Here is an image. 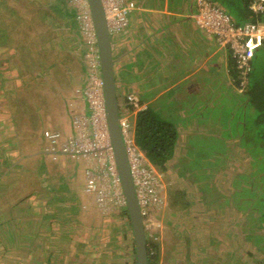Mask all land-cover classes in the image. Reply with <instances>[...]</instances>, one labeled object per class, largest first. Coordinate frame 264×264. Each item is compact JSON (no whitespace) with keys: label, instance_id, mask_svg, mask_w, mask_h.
Masks as SVG:
<instances>
[{"label":"rangeland","instance_id":"rangeland-1","mask_svg":"<svg viewBox=\"0 0 264 264\" xmlns=\"http://www.w3.org/2000/svg\"><path fill=\"white\" fill-rule=\"evenodd\" d=\"M78 1L81 4V7L83 8L82 0H69V2L73 4H77ZM182 1L187 2L189 0H173L174 3L175 2L182 3ZM44 6L46 7V3L44 4ZM48 9L49 11H47V13L48 12L49 13L45 16H47V18H50V20L48 19L49 22L53 23L56 20L55 22L59 24L58 18L55 17V15H53V12L51 11L52 8H48ZM79 12H81V10ZM23 15L25 17V20L26 19L31 20L27 12H24ZM78 18L81 21V26H83L84 24L79 14H78ZM39 26L41 28V32L39 31L38 34H42L41 35L42 39L40 38V41H39L40 44H38L37 49L40 50L39 51L40 56L41 57L44 56L43 58L45 62L43 65H41V68H40L42 70L41 72H44V74L43 76H40V74H38L36 80L37 82H40L41 80L43 83L40 84L37 82H32L33 85L37 83V85L31 92L33 93L35 91L34 92L35 98H30V100H28L22 94V97H20V101L24 103L25 107L22 110L17 112V114H20L19 117H21V119L24 118V120L30 121L29 122L30 128L28 127V125H27V128L25 127L24 123H22L24 120L22 121L19 120L20 123L18 125L23 124V127L20 128V131H19L20 133L14 136V134H12V131L14 129L12 128L13 122H11V120H9V118L6 116L5 111L0 112V159L4 158L5 156L8 157L7 161H5L6 165L4 164V161L2 162L0 161V179H1L0 187L1 189H5V188L7 189L9 184H12L14 182L15 178L18 179L17 182H14V184L10 186L13 188L16 187L18 189L12 191L11 193L9 191H7L6 193V198L9 199L8 203L10 204L14 203V204L10 207V210H8L4 206H1L0 208V221L2 220L3 222L5 221L3 225L2 224L0 225V248L2 247L3 243L4 245H7L5 246L7 248L4 251L2 250L3 251L2 255L4 256L2 257L0 256V264H6V263L45 264L47 257H49V248H47L45 245L47 244V246L49 247L50 245L53 246L55 244L57 240V234L56 232H54V230L55 231L59 230L62 226V225H58L59 223L56 222L57 220L56 218H66L69 215V210H70L69 207L72 204L71 202H73L71 199L74 198L75 196V195L71 196L72 195L71 189L69 192L66 191L67 190L66 189L64 191H66L65 196L67 198L65 199V196H63L64 200L61 199L62 195L60 191H63V189L59 185L60 178H59L58 173L62 172L60 174H63V171L66 172V170H64L66 168L61 167L59 171H57V169L59 168H57L56 170L53 169L54 170L53 172H58L57 173L58 176L55 175L53 177V179H57L58 182L57 180H55L56 183L55 184L52 183L54 189L53 191L49 192L45 189L43 179L42 180L41 178L37 179L38 177L41 176V174L40 173L38 174L36 172V168L31 169V171H29V169L26 170V165L34 166L35 162H32V163L30 162V164H29V161L22 162L23 166L21 167V169H23L26 172H24L22 175L19 176L18 168L16 167L18 164L14 160L15 158L17 159L19 158L16 157L17 153H15V156H13L14 151H17L18 153L31 152L35 146V143L33 144V142L37 141V144H38L39 141H43V142L45 141V138H43L39 134L40 132L37 131L39 128L40 129L47 128L45 132L48 131L50 133V132H54L51 129V127L54 128L56 125L63 124L62 117H64V123H66L65 121L69 119L66 117V114L67 112L69 113L70 111L71 113L72 111L67 110V108L65 107L66 106L65 104H64L65 106L64 105L61 106L62 104L61 102H64L66 104L69 103L71 108L75 107L79 110L83 109L82 105L80 107L77 106L78 102L82 103L83 100L82 98L80 99V96H78L79 94L78 88L73 80L78 77V74L80 72V70H78L79 64L76 63L75 61L76 57L74 56L75 51H76L75 45L78 39V34H72L70 32L65 31V28H66L65 25H63V29H61L62 31L61 34H59L60 32L59 28H61L59 26H58L59 28L56 25H52V26L48 25L49 28L45 24H41ZM127 26H128V23L124 27H127ZM52 27L54 28V31L57 28L56 33L53 31V29H51ZM123 28L121 30H123ZM121 30L117 31L116 33H119ZM84 34L85 36L89 35L87 33H84ZM113 37L115 40L116 35L112 36V38ZM27 38H30V37H26V39ZM52 39L54 40L52 41ZM70 45H74L75 49L68 50L67 46L69 47ZM53 46H58V48H60L61 50ZM93 49L94 48L92 47L91 51L86 52L87 57H88L87 59H89L90 63H92L90 73L92 72L93 68L95 67V64L97 63V55ZM156 49H159V47L157 46ZM19 56H20L21 63L24 64L26 67H28V69H32L34 53H31L29 49L24 48L23 50L19 52ZM157 62L159 63L158 59H157ZM37 70L34 69V71H37ZM7 73L8 75L3 76L4 79L0 81L1 83L0 86L2 87L10 84L11 80L9 76L13 75V69L10 72L8 71ZM56 75L59 76V78H57ZM49 77L50 79L52 77L53 79L52 81L54 82H50L48 80ZM68 79H71L72 81ZM44 86L45 87L49 86V89H50L48 92L49 96H47L45 99L52 96L54 99L53 107L56 110H53V109L46 110L47 108L41 105V102L43 100L37 88H42ZM86 89H84V93ZM85 98H86V95H85ZM238 98L237 96L232 94L230 90L226 89L225 91V88H223L222 96L218 98L215 106H213L211 110L209 107L206 106L207 107L205 109L206 114H204V112L203 114H198L200 113V107L198 103L194 104L195 106L193 108H191V106H193L191 104L188 107L183 106L184 113L182 116L178 115V117L176 118L177 123H184V124L187 123L186 118H188L190 115V113L188 112L190 110L194 111L193 113L198 111L197 113H195L196 115L198 114L195 121L200 127H202V130L198 132H192L190 136L184 137L186 139V143L184 144V146L181 144V148H179L180 152H178L179 155H176V159H175L176 161L174 160L172 163V167L175 170L184 171L186 174H188L187 175L188 177L191 176L190 179L196 180L197 182L195 185L197 186V189L200 190V193L203 192V194L206 197L207 196L209 197V195H211L213 198V195L215 194L213 193L214 188L212 184H215V186L218 188L217 194L219 196L218 200L215 201L216 203L214 204L213 202L209 206L206 205L205 200L201 199L202 195L200 193H199V196H200L199 202L198 203L196 202V203L201 209L208 206V210L212 209L213 211L215 207V216L218 215V218H221V219H217V227L219 229L218 231L219 238L221 237L224 239L228 238L231 241H237V243H239V241L242 239L241 233H239V228H238L241 224V217L238 215L237 207L235 203H232L231 205L232 208L230 209H226V207L223 208L221 205L222 203L219 200L221 199V196H222L224 198L223 199L224 201H230V199H226V198H230L231 196V199H233L234 202H236L235 200H237L239 197L238 190L242 187H234V185L232 187L230 178L236 172L235 170L239 166H243V164L236 163L237 165L234 164V167L229 168L227 170H222L219 173H214V175L210 176L209 178V173L211 172L209 168H212L211 166H213V164H216V163L220 164L222 161V151H226L229 149L228 145L226 144L227 142H224V140L227 138H231V137L233 138V136L236 135L235 134L236 128H233L232 129L233 131H230V132L221 131L222 132L221 135L219 133L216 136L206 135V133H204L205 132L204 129L208 127L209 128L214 127V126L217 128V126L220 124L218 120L220 118L219 115L224 114L223 112L227 110H229V112L231 113L230 123L234 122V120L236 121V117H238L237 110L240 106V101ZM161 99L163 100V98ZM59 107L61 111H59ZM38 109L41 110V115H42L41 122L38 120L39 118L36 116V112ZM207 109H209L211 113L207 112ZM42 111H44L45 116ZM251 113H252L251 110L248 111V115H251ZM81 116L82 114L76 113L73 115V118H72L73 126L76 131L75 137L78 136L79 131H83L81 132L82 135H84V133L89 134L92 132L91 125L88 124L87 123L88 121L86 122L84 119L85 116H82V117ZM57 117H59V119ZM78 117H79V120H77ZM76 121H78V123ZM66 124L69 126V128L72 127L71 123L67 122ZM219 131H220V126H219ZM251 131L252 133L254 132L253 130ZM59 138H64V135L60 133ZM48 140L50 141V139ZM200 140L202 143H204L203 146L199 144L198 141ZM50 144L52 147L49 146L47 147V149H50V148L54 149V147L58 145V143H53L51 141H50ZM182 149L184 150V152H182ZM99 153H100V156H94V154L88 153L83 156L81 154L80 157L74 156L73 158H71V163L74 162L75 167H78L80 170H82V173L86 172L87 170L86 177H84L86 178V181H87L88 173L90 171H93L98 174V178L101 179L103 186H104V188L102 187L103 198L101 200L97 199V195L94 192L91 194H88L86 198L83 199V202H81L82 204L84 203L85 205L81 204L82 205L81 210L72 216V218L75 217V218H78L79 220V223L77 224L76 228L72 227L75 230V233H74L75 236L72 233H70L71 236L73 237V242H70L72 246H75L76 242L77 243L82 242V239H80L78 236L76 237V234L78 235V233L83 231V229L86 228L91 221H94L93 224L96 223V226L92 227V231L91 230L86 231L85 235L86 237L88 235V238L86 240V243H84L86 244V247L83 250L84 254L81 253L79 255L78 253V256H77L76 254L73 253V251H71L70 253H67V256H66V258H74V260H80L82 259L81 255H85L86 253L87 258L85 257L86 259L84 260L83 264H113L112 258L108 254L110 253V251H114L113 247L111 249L110 248L111 246H110L109 248H105L104 250H102L103 241H107V237L102 235L101 238L97 240L94 238L96 235L94 233H98L99 231V228L97 227V225H100V224L106 225L107 223H110V222H107V219L109 216L107 215V212L110 211V209L113 207V204L115 203L118 204L117 200L114 197H112V194H113L112 184L110 183L109 177L107 174H105V171L103 168V161L105 162L104 154H106V152L104 150H101ZM258 153L261 154V157H259L260 158L259 164L261 166L262 165L264 166V151L258 152ZM8 167L10 168L6 170ZM72 167L74 168V166ZM69 169L70 171L74 170L71 167H69ZM240 170H244V168L241 167ZM25 173L26 175H24ZM34 174L36 175L34 176ZM207 175L209 179H207ZM214 179H216V181H214ZM49 181L51 182V179ZM183 181L187 182V179H184ZM261 182H264V178H262ZM3 183H5V185ZM255 185H258V184H255ZM82 187H84V184ZM195 189L196 187L194 188V190ZM231 189H232V192H231ZM188 192H191V190ZM25 194L26 196H24L23 197L24 199L21 201L20 200L21 196ZM89 195L94 197L95 201L98 203L97 205L99 206L103 214H100L98 212L95 213L91 208L86 209L85 207L87 205L86 203H89L91 201V197ZM188 195H192V194H188ZM260 195H263L262 197H264V191L260 193L259 196ZM16 196L17 198H14ZM252 196H253L252 198L253 200L257 197L256 194H253ZM41 197H43L45 200L44 202H42V206L45 209H43L42 207V210L39 207V202L37 203V201ZM76 202L78 203V201L74 199V203ZM91 205L92 204L90 203V205L88 204L87 206H91ZM221 209H222V213H221ZM7 211H9V214H8L9 216H5L6 213H8ZM206 216H209L208 220H211L213 214H211V211L209 210ZM202 217L203 215L201 216V218ZM53 219L54 220L56 219L55 220L56 223L52 221ZM51 221L53 223L54 230L53 228L50 227ZM124 221L125 223H123ZM124 221L123 219H120L117 217L115 218V225H117L119 229L120 228L122 229V227H125L126 219H124ZM153 221H154V224L152 223L150 226V229H147L148 235H150L149 233H152V230L161 228L160 221L158 220H153ZM206 221H207V217H206ZM213 225H215V223L214 224L212 223L211 225H207V224L205 225L206 230L204 229L205 232L203 231L204 232L203 237H205V239L206 237L210 236L209 233H212L211 231H207V230L212 229ZM106 227H107V230H109L108 226ZM18 229L20 231L18 232V234H15L16 233L15 231H17ZM57 232L59 234V231ZM13 234H15V236H13ZM196 235H198V239H200L201 243L202 241L203 242L207 241V240H201L203 239V237H201V234L199 232H196ZM210 238L213 240V236H211ZM218 244L219 243L217 241L216 242L213 241L212 244L209 243L208 244L210 247L209 250H212V249L215 250L216 248L219 249V247L217 246ZM230 244H231L230 242L226 241L224 245L221 244L220 246H223L224 248L228 249ZM128 245L130 247L131 243L130 241L126 239L121 242L122 255L121 257L118 258L117 262L115 261V264H131V258H128L127 256V253H128L127 246ZM176 249L178 250L182 248H176ZM197 249H198V245L193 244L191 247V251L195 252ZM219 251L220 249L217 250V252ZM221 251L223 252V250ZM216 253L212 254L213 258L209 257V254L207 253L208 255H204L201 257L199 256L200 259L198 260V258H196L197 257L196 255L192 256V258L194 259L192 258L188 259L186 255L185 257L184 255H182L183 252L182 253L177 252L174 257L167 258V259H169V262H172L174 264H223L224 261L228 259V258L224 259L223 254H222V257H219L221 259H217L215 258ZM244 258H249V256L244 253ZM162 259L163 261L160 260V264H164V262L167 261L165 260L166 258L164 259V257Z\"/></svg>","mask_w":264,"mask_h":264},{"label":"trees","instance_id":"trees-1","mask_svg":"<svg viewBox=\"0 0 264 264\" xmlns=\"http://www.w3.org/2000/svg\"><path fill=\"white\" fill-rule=\"evenodd\" d=\"M129 1H133L136 7L135 0ZM211 1L224 9L229 14L231 19L237 24L248 20H264V13H254L249 8V0ZM45 3L46 7L44 6ZM48 8H52L51 11L53 12V15L58 18L59 24L55 22L56 20L53 23L49 22L50 18H47V16H45L49 13H47V11H49ZM77 8L78 5L70 3L69 0H0V81L4 79L3 76L8 75V71L10 72L13 69V75L9 76L11 80L10 84L3 87L0 86V112L5 111L6 116L9 118V120H11V122H13L12 128L14 129L12 131V134H14V136L20 133V128L23 127L22 123H24L26 128L27 125L30 128V121L24 120V118L21 119V117H19L20 114H17L18 111L22 110L25 107L24 103L20 101V97H22L23 94L28 100H30V98H35V91L33 93L31 92L33 91L37 83H43L41 80L40 82H37L36 80L38 74H40V76H43L44 72H41L42 70L40 68L41 65H43L45 62L43 58L44 56L41 57L39 53L40 50L37 49L38 44H40V38L42 39V34H38L39 31L41 32V28L39 25L45 24L48 28V25H56L57 27L59 26L61 27H58L60 29L59 34L62 33L61 29H63V25H65V31L80 35L81 21L77 17L79 13L77 12ZM24 12H27L29 14L31 20H25V17L23 15ZM51 29H53L54 31L53 27ZM56 31L57 28L54 32L56 33ZM26 37L30 38L26 39ZM53 40L54 39H52V41ZM93 45L95 46L96 43L93 42ZM23 47L29 49L31 53H34L32 69H28V67L22 64L20 61L19 52L24 49ZM53 47L58 48V46ZM228 55L232 60L230 70L231 75L234 78L233 80L235 87L237 88L240 81V73L234 58L231 57L229 48ZM34 69L38 70L34 71ZM32 82L37 83L33 85ZM116 87L117 91L119 92L118 95L121 96L120 99L123 100L121 101V103H119L120 116H128L129 113L135 110V106L127 99L128 94L126 93L125 95H123L118 89L119 86ZM45 88L46 87L44 86L37 89L41 94L42 92H45ZM237 96L239 97L238 99L240 101V106L237 110L238 117H236V121L234 120V122L231 123V131H233V128H236L235 134H237L238 132L239 133L237 134L238 136H233V138H224V142L233 141L235 140V138H237L238 143L232 144L233 146L228 145L229 149L226 151H222V161L220 164H213V166H211L212 168H209V170L211 171L209 173V178L210 176H213L214 173H219L222 170H227L234 167V164L236 163L243 164V166L238 165L239 167L235 170L236 172L230 178L232 187L233 185L234 187H242L238 190V199L235 200L236 202H234V200L231 199L230 196V198H226L230 199V201H224V198L220 195L221 199L219 200L222 203V207H226V209L232 208V203H235L238 215L241 217V224L238 228L239 233H241L242 239L239 241V243H237V241H231L228 238H219L218 234L214 235V233H209V237H206V239L205 237H203V239H201L207 240L204 242L202 241L203 247H200L201 245H198V249L195 252L191 251V243L189 240H186L184 241L185 246L182 247L183 251L182 249H175V252H183L182 255H184V257L186 255L188 259L192 258L193 255H196V258H198L199 260L201 256L208 254L209 257L213 258L212 254L216 253L217 250L220 249V251L216 253L215 258L221 259L219 257H222L223 254L224 259L228 258L226 259L227 261L225 260L223 264H264V199H262L264 197H262L263 195L259 196V194L264 191V182H261L262 178H264V166H261L259 164V157H261V154L258 153L264 151V45H262L255 51L254 56L251 59V70L247 74V80L244 84L243 89L241 91L237 89ZM250 110L252 113L251 115H248V111ZM36 116L41 122L42 115L40 109L37 110ZM230 118L231 113H228L223 116L222 119L224 120L223 122H231ZM19 120H24L21 123L22 125H18L20 123ZM129 121L131 123L134 142L141 149L147 161L152 166H154L157 171L164 173L167 172L169 170V162L174 154V147L178 138V131L174 122L168 118L161 116L160 112L152 106H147L143 109L137 110L134 116H129ZM249 130H253L254 132L252 133V131L250 132ZM37 131H39V134L43 137L40 128ZM34 143L35 149L44 148L43 141H39L40 144H37V141L33 142V144ZM15 153L18 152L14 151V154ZM0 161H4L5 164L6 156L0 159ZM241 167H243L244 170H240ZM170 171L177 172V170L175 169H170ZM178 172L183 174L180 176H184V179H190L191 177H188V174H186L184 171ZM209 178L207 175V179ZM214 181H216V179H214ZM3 184L5 185V183ZM212 185L214 186V184ZM10 186L11 184H9L7 189H1L0 187V208L1 206H4L8 210H10V207L14 204L8 203L9 199L6 198V193L8 190H10ZM68 188V186L64 187L62 188L63 191H60L62 195L61 199H63V195L65 196L66 191H70V188L72 191L71 196H73L75 192L73 190L74 186H71L69 189ZM48 189L50 191L52 190V188ZM200 194L204 196L203 192H201ZM253 194H256L257 196L254 200L252 199ZM24 196L26 195L22 196V198L20 199L21 201L23 200ZM209 196L210 198L206 199L205 201L208 206L213 202L215 204V201H217L219 198V196L217 195H213V198L211 195ZM15 198H17V196ZM66 198L67 197L65 196V199ZM71 200L73 202H71L72 204L70 203L71 205L69 207V215L67 214L68 216L66 218H56L57 220L55 219L56 222L59 223L58 225H62L61 228L55 231L52 221H54V223L56 222L54 219L51 221L50 227L53 228L54 232H56L57 240L53 246L50 245L48 247L47 244L45 245L47 248H49V257H47L45 264H83L84 260L87 258L86 253L85 255H81L82 259L80 260H74V258H66L67 253H70L71 251H73V253L77 256L78 253L79 255L81 253L84 254L83 250L86 247V244L84 243H86V240L88 238V235L87 237L85 235L86 231H92V227L96 226V223L93 224L94 221H91L89 223L90 226L88 225L83 229V231L78 233V235L76 234V237L78 236L80 239H82V242H76L75 246H72L70 244V242H73V237L70 233L75 236V230L73 228H76L77 224L79 223L78 218H72V216L81 210L82 205H85L81 202L74 203V198H72ZM44 201V198L41 197L39 198L37 203H42ZM91 204V206H87V204L85 206L86 209H89L90 207L95 213L98 212L100 214H103V212L97 205V202L93 201L91 202ZM43 209L45 208L43 207ZM161 209V206H148L146 214L143 216L144 223L150 220H158ZM7 212L8 213H6L5 216H9V211ZM107 215H109L107 222L110 223H107L106 225H97L99 231L98 233H94L96 234L94 238L97 240L101 238L102 235L107 237V241H103L102 250H104L105 248H109L110 246L111 249L113 247L114 251H110V253H108L112 258L113 264H115V261L117 262L118 258L122 255L121 242L125 239L130 241V247L129 245L127 246V256L128 258H131V264H136L135 247L129 217L125 205L116 203L113 204V207L109 212H107ZM117 217L123 219V221L124 219H126L125 227H122V229H119V227L115 225V218ZM4 222L3 220L0 221V225H3ZM123 223H125V221ZM106 226H108L109 230H107ZM19 231V229L15 231V234H18ZM57 231H59V234ZM147 231L148 230L146 229L145 236L147 263L160 264L161 247L158 238L159 233L157 229H154L152 230V233H149L150 235H148ZM15 234H13V236H15ZM211 236H213V240L210 238ZM224 240L231 243L228 249L220 246L221 244L224 245V243L226 242ZM208 241L211 244L213 243V241H217L219 243L217 245L219 249L216 248L215 250H213L211 248L212 250H209L210 247L208 245ZM5 246L7 245H4L3 243L2 247L0 248L1 257L4 256L2 255V252L7 248ZM221 250H223V252ZM165 253L167 254L168 251H166ZM176 253L171 254V252H169L167 257L172 258L176 255ZM244 253L247 254L249 258H244ZM164 264L174 263L164 262Z\"/></svg>","mask_w":264,"mask_h":264},{"label":"crops","instance_id":"crops-1","mask_svg":"<svg viewBox=\"0 0 264 264\" xmlns=\"http://www.w3.org/2000/svg\"><path fill=\"white\" fill-rule=\"evenodd\" d=\"M135 1L136 7L128 14V26L124 27L119 33L111 34L115 79L116 86H119V91H121L123 95L126 93L128 95H133L138 104V107H136L133 112L129 113L128 116H134L137 110L152 106L160 112L161 116L172 120L178 131L174 154L169 162V170L165 173L160 172L163 182L162 190L164 193V203L161 205L162 209L160 210L161 212L158 218V221L161 222V228H158L157 231L159 233L158 238L161 247L160 260L163 261L162 258L164 257V259L166 258L165 260L169 262V259H167L169 258L167 257L168 253H176L175 249L184 247V241L186 240L190 241L191 246L193 244H201L203 247V242L201 243L200 239H198L199 234L196 235V232H199L201 237H203L206 224L211 225L215 223L212 229H208L207 231H211L214 235L218 234L217 219L221 218H218V215L215 216V207L213 211L209 209L213 216L211 220H208L209 216H206L209 211L208 206L201 209L197 205L200 199V192L197 186H195L197 181L187 179V182H184V176H180L183 174L178 171H170V169H174L172 163L176 159V155H179L178 152H180L179 148H181V144L184 146L186 143L184 137L190 136L192 132L202 130V127L195 121L198 114H203V112L206 114L205 109L207 107L211 110V108L215 106L218 98L222 96L223 88H225V91L226 89L230 90L235 96H237V88L234 84V78L231 75L230 66L232 60L228 55V47L220 45L212 34L199 27L194 21L193 13L195 11V0H189L187 2L182 1V3H174L173 0ZM80 28L81 32L76 41V49L74 45L67 46V49L76 50H74V56L76 57V63L79 64V66H77L80 72L78 77L73 80L78 88V96L83 100L82 103L78 102L77 106L80 107L82 105L83 109L71 108L69 103L66 104L61 102V106L65 104L66 106H64L67 110L72 111L71 113L70 111L69 113L67 112L66 117L69 119L65 121L66 123H71L72 127L69 128V126L64 123V117H62L63 124L56 125L54 128L51 127V129L54 132H58L59 135L62 133L64 138H66H58V145L55 146L54 149H47L49 146L52 147L48 140L49 138L46 137L45 134L47 128L40 129L43 138H45L43 142L44 148L42 150L33 148L31 152L19 153L21 155L17 153L16 157L19 159H14L18 164L16 167L18 168L19 176L26 172L21 169L23 166L22 162L29 161V164L30 162H35L34 166L26 165V170L29 169V171H31V169L36 168V172L41 174L37 179H43L45 189L49 192L54 189L52 183L55 184V180H57L53 179V177L55 175L58 176V172L53 171L57 168H59L57 169V171H59L61 167L66 168L64 169L66 172L63 171V174H60L62 172L58 173L60 178L59 185L61 188L67 186L70 188L74 186L73 190L75 192L73 196L75 195L74 199L77 200L78 203L83 202V199H85L88 194H91L85 190L86 178L84 177H86L87 170L82 173V170L75 167L74 162L71 163V158L74 156L80 157L81 155L64 152L60 147L66 139L73 138L76 135L73 126V115L78 113L87 117L90 114V108L85 98L84 89H86L89 84L92 63L87 59L86 52L91 51L94 45L90 43L88 37L85 36L82 26H80ZM114 35H116L115 40L114 37L112 38ZM157 46L159 49H156ZM57 78H59V76H57ZM48 80L54 82L52 81V77L51 79L49 77ZM45 90L44 93L42 92L40 94L43 100L41 105L45 106L47 108L46 110H56L53 107V97L50 96L45 99L49 96V86L46 87ZM120 98L121 96L118 95L119 103L123 101ZM161 98H163V100ZM196 103L199 104L200 113L196 115L195 113L198 111L193 113L194 111L190 110L191 112H188L190 115L186 118L187 123H177L176 118L178 115L182 116L184 113L183 106L188 107L191 104L193 105L191 108H193ZM210 110L207 109V112L211 113ZM59 111H61L60 107ZM42 112L45 116L44 111ZM223 113L224 114L219 115L220 118L218 120L220 124L217 128L214 126L204 129L206 135L216 136L219 133L221 135V131H231V123L229 121L223 122L222 120L223 116L230 112L227 110ZM59 117L57 118L59 119ZM237 134L235 136H238ZM198 142L203 146L204 143H202L201 140ZM237 143V138H235L233 141H227L226 144L233 146L232 144ZM182 152H184L183 149ZM13 156H15V154ZM7 158L8 157H6V161ZM72 166H74V168ZM69 167L74 170L70 171ZM9 168L10 167L6 170ZM24 175H26V173ZM35 175L36 174H34V176ZM50 179L51 182L49 181ZM17 181L18 179L15 178L14 182ZM98 181L104 188L101 179H98ZM14 182L11 185H13ZM83 184L84 187H82ZM195 187L196 189L194 190ZM48 188H52V190L50 191ZM213 188V193L218 196V188L215 184ZM9 189L8 191L11 193L18 188L9 187ZM190 190L191 192H188ZM90 197L91 201L86 204L90 205L91 202L95 201L94 197ZM207 197L204 195L201 199L206 201ZM209 198L210 196L208 199ZM39 207L42 210V203H39ZM202 215L203 217L201 218ZM205 216L207 217V221ZM166 251H168L167 254L165 253ZM167 261L165 262L167 263Z\"/></svg>","mask_w":264,"mask_h":264},{"label":"built area","instance_id":"built-area-1","mask_svg":"<svg viewBox=\"0 0 264 264\" xmlns=\"http://www.w3.org/2000/svg\"><path fill=\"white\" fill-rule=\"evenodd\" d=\"M102 5L111 34L121 30L127 24L128 14L135 7L134 2L129 0H102ZM195 5L196 11L193 13L195 23L212 34L220 45L229 48L240 73L237 89L241 91L247 80V74L251 70V59L255 51L264 45V20H248L237 24L224 9L211 0H195ZM249 8L254 13H264V0H249ZM80 10L79 16L84 24L82 28L84 33L89 34L87 36L93 43V31L89 23L88 11L84 6L80 7ZM101 85L102 80L96 63L85 91L90 114L84 119L91 125L92 132L82 135L83 131H79L77 137L66 139L60 149L74 155L89 153L94 156H100L99 152L104 150L106 154H104L103 168L112 184V197L121 205L123 199L106 131ZM127 99L133 103L135 108L138 107L133 95H128ZM120 126L136 197L141 214L144 216L148 206L160 207L164 203L162 176L135 144L129 116L120 117ZM45 134L51 142L57 143L58 132L46 131ZM98 179V174L90 171L85 190L89 193L94 192L97 199L101 200L103 190ZM152 223L154 224L153 220L144 223L145 230L150 229Z\"/></svg>","mask_w":264,"mask_h":264},{"label":"water","instance_id":"water-1","mask_svg":"<svg viewBox=\"0 0 264 264\" xmlns=\"http://www.w3.org/2000/svg\"><path fill=\"white\" fill-rule=\"evenodd\" d=\"M77 5V12H79L81 4L77 3ZM83 6L88 11L89 23L93 31V41L96 43L94 52L97 55V64L102 80L101 89L106 131L113 163L119 178L123 199L121 204L125 205L129 217L136 264H148L144 220L136 197L120 126L121 116L119 113L111 33L107 25L102 0H83Z\"/></svg>","mask_w":264,"mask_h":264}]
</instances>
